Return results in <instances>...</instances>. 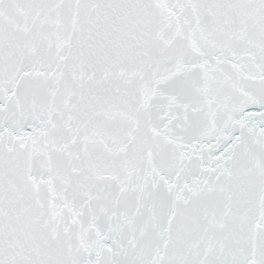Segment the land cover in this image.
Instances as JSON below:
<instances>
[{"label":"snow or ice","instance_id":"6c2138e0","mask_svg":"<svg viewBox=\"0 0 264 264\" xmlns=\"http://www.w3.org/2000/svg\"><path fill=\"white\" fill-rule=\"evenodd\" d=\"M0 264H264V0H0Z\"/></svg>","mask_w":264,"mask_h":264}]
</instances>
